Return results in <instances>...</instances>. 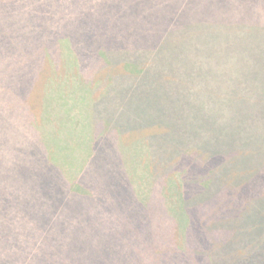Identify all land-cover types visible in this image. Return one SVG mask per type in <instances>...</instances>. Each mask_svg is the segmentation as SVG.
Listing matches in <instances>:
<instances>
[{
    "label": "trees",
    "instance_id": "1",
    "mask_svg": "<svg viewBox=\"0 0 264 264\" xmlns=\"http://www.w3.org/2000/svg\"><path fill=\"white\" fill-rule=\"evenodd\" d=\"M80 1L0 0V54L11 51L8 42L23 38L19 32L24 30L41 38V43L45 42L39 51L47 61H55V51L70 52L69 69L73 70L78 68L72 59L73 55L88 56L86 67L82 65L85 68L84 74H88L85 79L71 76L69 82L57 83V88L65 92L68 91L66 88L72 87L70 84L74 85L68 91L73 113L76 106L72 103L77 100L78 95L84 98L83 90L95 94L102 87L112 90L111 107L119 108V102L124 100L121 98L122 94L129 95L131 90L137 92L136 88L143 80L150 63L154 61L153 57L165 56L168 61L175 59L186 70L191 67L190 71L180 75H171L170 70L174 66L167 67L161 81H155L165 91L168 105L166 107L163 98L155 97L156 117L151 123L152 131L157 134L168 131L172 135L182 132L187 139L185 149L180 147L173 152L166 171L159 168L164 163L157 166L154 159L155 180L161 182L158 194H162L164 202H169L166 221L170 223L171 231L165 237V234L160 235L155 230L146 247L141 246V240H124L116 237L117 233L112 241L123 248L131 246L133 250H141L138 264H167L168 258H175L174 264H179L184 256L180 264H195L193 262L200 260L201 256L206 259V264H215L214 253L207 254L211 249L209 247L200 252L198 249L194 253L187 251V224L181 216L184 212L182 204L180 207L177 205L176 191L178 193L182 188L190 186L192 189L184 203L187 213L227 192H234V199L242 198L228 210L223 209L222 220L217 223L215 219L216 221L209 223L207 230H203L204 233L222 231L228 235L237 231L233 245L225 247L230 252L248 253L255 242L259 246L263 245L260 236L264 235V195H242V190L264 170V0H169L166 3L168 5L152 14L132 13L131 18L124 20L128 29L112 32L120 38L124 33L125 38L129 37L123 43L122 50L112 49L94 38L89 39L91 49L88 50L81 46L83 43L75 45L69 31L61 32L63 27L70 26L69 29L72 27L81 33L87 24L86 14L101 9L111 11L108 4L101 3L100 0L90 2L92 6L85 9H82L83 3ZM25 5H30L29 11L19 15L17 10ZM131 20L138 23L139 26H135L137 29L133 25L129 27ZM148 22L150 24L147 26L145 23ZM49 23L51 26H48ZM109 28L110 31L114 29L112 26ZM92 58H96L98 63L92 62ZM64 67L58 62L55 69L59 72ZM71 70L68 72L72 73ZM116 70L122 76H115ZM172 79L183 83L185 90L174 93L172 89L175 84L168 82ZM52 88H45L48 91L45 104L52 92H56ZM42 103L44 104L43 101ZM45 104L44 108L47 107ZM170 114L176 115V118H162ZM36 121L34 125L37 127L32 128L41 129L44 121ZM111 121V118L103 120L101 132L106 136L114 133L116 137L123 138L125 134L120 130L114 131ZM77 124L79 123L74 127ZM34 132L38 143L44 144L41 131ZM33 156L34 164L40 161L37 159L39 156H43L50 169L58 170L48 149L40 146ZM228 173H231V177H228ZM62 179L66 182L68 198L89 201L92 194L78 188L83 186L79 180H68L63 173ZM128 187L132 201L140 203L142 196L138 193L136 182L131 180ZM29 189L31 195L35 196L32 188ZM245 199H253V202L247 204ZM245 204L248 210L246 208L243 212ZM61 206L62 203L52 206L55 212L48 221H55L54 218L59 216L57 208L60 207L61 210ZM244 215L246 217L242 218ZM195 223L196 221L193 224ZM247 224L251 231L243 233L241 227ZM46 227L48 224L33 228L37 233L34 236L27 226L22 235L14 240L22 244L16 245L10 255L13 264H70L65 256L56 252L53 258H46L44 251L51 250L48 247H52L46 244L51 234V229ZM217 242L223 241L208 243L215 248V252ZM253 249L254 253L251 252L254 259L260 261L258 258L263 252L255 246ZM195 255L199 258H195ZM137 258L139 259L138 255ZM188 258L190 259L186 260Z\"/></svg>",
    "mask_w": 264,
    "mask_h": 264
},
{
    "label": "rangeland",
    "instance_id": "2",
    "mask_svg": "<svg viewBox=\"0 0 264 264\" xmlns=\"http://www.w3.org/2000/svg\"><path fill=\"white\" fill-rule=\"evenodd\" d=\"M95 1L97 0H81L82 9L90 8V2ZM100 1L108 4L111 11L101 9L86 14L87 24L81 33L72 27L69 29L70 26L62 28V33L69 31L75 45L83 43L81 46L90 50L89 39L94 38L112 49L122 50L123 43L127 42L129 37L125 38V33L122 38L113 35V30L122 32L128 29L124 20L131 18L130 14H152L169 2ZM29 7L30 5H25L17 10V13L22 15L29 11ZM131 22L129 27L139 26L135 21ZM145 24L148 26L150 22ZM48 26H51V23ZM109 26L114 29L110 31ZM19 35L23 38L8 42L11 51L0 54V262L13 264L10 255L16 245L22 244L14 240L22 235L27 226L33 231L35 227L41 228L48 224L46 228L51 229V234L46 244L52 247H48L51 250L44 251L47 259L53 258L56 252L65 256L70 264H138L142 251L133 250L131 246L123 248L113 242L112 238L117 233L116 237L124 240H141V246L146 247L155 230L160 235L165 234V237H168L171 231L170 223L166 221L169 202H164L162 194H158L161 182L155 180L154 159L157 166L164 163L159 165V168L166 171L173 152L180 147L185 149L187 139L182 132L172 135L168 131H162L163 134L152 131L151 123L156 117L155 97L163 98L166 107L168 105L165 91L155 81H161L167 67L174 66L170 70L171 75H180L190 71L191 67L186 70L182 63H177L175 59L168 61L165 56L153 57L154 61L150 63L143 80L136 88L137 92L131 90L129 95L122 94L121 98L124 100L121 101L120 98L119 108L111 107L112 90L102 87V90L99 89L95 94L83 90L84 98L78 95L77 100L72 103L76 106L73 113L68 91L74 85L70 84L72 87L66 88L68 91L65 92L57 88V83L69 82L71 76L85 79L88 74H84L85 68H82V65L85 66L88 56L76 55V58L73 55L72 59L78 68L73 67L71 70L70 52L55 51V61H47L39 51L42 49L41 45L45 44L44 41L41 43V38L24 30H21ZM145 56L146 53L144 59ZM92 59V62L98 63L96 58ZM58 62L65 66L59 72L55 69ZM119 75L122 76V73L116 70L115 76ZM168 82L175 84L172 89L174 93L185 90V85L175 79ZM52 87L56 92H52L45 104L48 93L45 88ZM106 118H111L114 131L120 130L125 134L123 138L116 137L114 133L106 136L101 132L103 120ZM162 118L175 119L176 115L170 114ZM36 120L44 121L41 123V129H33L37 127L34 125ZM75 122L79 123L76 127ZM34 130L38 133L41 131L44 144L38 143ZM40 146L49 150L58 170L50 169L43 156H39L37 159L40 161L34 164L33 155L35 151H39ZM62 173L66 179L79 180L83 184L78 188L92 194L89 201L68 198ZM227 175L231 177V173ZM131 180L136 182L138 193L142 196L140 203L131 199L128 187ZM29 187L36 193L35 196L31 195ZM191 189L192 187L188 186L178 193L176 191L177 205L180 207L182 204L185 212L182 215L180 212V215L185 218L187 224V251L194 253L198 249L200 252L209 247L211 249L207 254L214 253L215 264H264V235L260 236L263 245L259 246L255 242L252 248L250 247L253 253L254 246L263 252L258 258L260 261H256L251 251L235 253L225 249L233 245L237 231L228 235L222 231H203L207 230L209 223L215 219L217 223L220 222L224 215L223 209L228 210L233 207L234 202L242 198L234 199L235 193L227 192L187 213L184 203ZM160 192L162 193V189ZM242 193L264 195V170L242 190ZM253 199H245L244 202L251 204ZM60 203L61 210L60 207L57 208L59 216L54 218L55 221H48L55 212L52 206ZM243 206L242 211L247 208L246 204ZM245 217L246 215L242 218ZM253 227L255 229L256 225ZM241 231L250 232L249 224L242 226ZM32 234L35 236L37 233L33 231ZM215 240L223 241L215 244L217 254L215 248L208 245ZM197 255L195 258H199ZM201 257L193 263L206 264L204 256ZM183 258L185 256L182 257V262ZM174 263L175 258H168L167 264Z\"/></svg>",
    "mask_w": 264,
    "mask_h": 264
}]
</instances>
